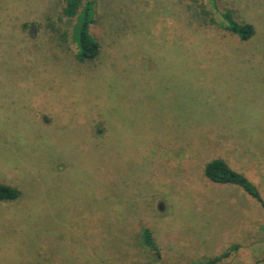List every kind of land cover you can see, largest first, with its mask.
Returning a JSON list of instances; mask_svg holds the SVG:
<instances>
[{
	"label": "rangeland",
	"instance_id": "obj_1",
	"mask_svg": "<svg viewBox=\"0 0 264 264\" xmlns=\"http://www.w3.org/2000/svg\"><path fill=\"white\" fill-rule=\"evenodd\" d=\"M91 1L101 57L83 65L66 0H0V180L26 197L0 205V264L29 249L110 264L104 193L135 232L111 264L158 261L140 227L165 264H264V206L204 174L223 156L264 196V0L223 1L254 24L246 44L188 15L212 0ZM41 192L54 229L39 225Z\"/></svg>",
	"mask_w": 264,
	"mask_h": 264
},
{
	"label": "trees",
	"instance_id": "obj_2",
	"mask_svg": "<svg viewBox=\"0 0 264 264\" xmlns=\"http://www.w3.org/2000/svg\"><path fill=\"white\" fill-rule=\"evenodd\" d=\"M178 1L180 2V0ZM223 1L224 0H212L214 7L213 10H206L205 8H201L199 11H195L198 9H193L191 5H187L186 9L189 12L188 15H190L191 12L192 19L196 18V21L200 20L205 27L208 25L209 26L207 28L211 29H213L214 26L218 27L220 30H224L229 35L234 36L243 44H246L253 38L256 33V28L254 24L249 22V20L242 16L241 12L238 10V6L235 7V5L233 4V7L229 8L230 5H224ZM81 4L82 0H66L62 12L64 17H67L69 19H79L77 24V30L75 31V33H73L74 37L72 36V39H74L73 41L76 43L77 47L75 60L83 65H88L90 63L96 62L101 57L100 44L98 43L97 38L92 34L91 29V25L94 24L95 26L98 23V20L95 21L93 19V15L95 12V3L93 1L89 0L84 5V9L81 14H79L78 10L81 7ZM211 11L213 13L212 16H210ZM217 20L219 23L217 22ZM52 30L54 32H58V30H56L55 28H52ZM14 102L16 101L14 100ZM34 109L35 107H32V111ZM35 113L37 115L36 118H38L40 112L37 111ZM36 118L35 121H37ZM15 136L16 135L12 133L7 134V137L11 139ZM6 141H8V143H11L8 138H6ZM215 157L216 158H212L205 164V176L211 182L216 184L232 185L242 188L249 197L264 206V196L259 190V188L250 180V178L234 170V168H232L224 159H222L224 158L223 156L221 158H217V156ZM111 168L112 167H109V169ZM23 192L24 190L21 189L18 185L10 184V182L7 180H0V205H19L21 201L26 200V197L23 195ZM38 196L39 202L37 204V219L39 221V225H43L44 223L45 226L48 228L49 226L52 229L56 228V226L58 225V217H56L55 214L53 215L52 212L49 213L50 215H47V211L44 209V207L48 205V200L46 199V196L42 194V192L41 195L38 194ZM112 199H114L113 193H104L103 201L109 206V209L104 214V218H106V221L108 222V227L104 225L101 226L103 228H106L107 232L114 235L113 240L111 239V243L109 244L108 248L106 249V252L104 253V257L102 256L104 262H110V264L112 263V260L116 259V257L118 259H126L127 257H129L131 249L127 242L130 239L131 235L135 233L127 231L128 227L125 223L121 221L117 212L112 207L113 203L110 202ZM137 210L138 207L136 208V210H133V212L129 210L127 214L131 213L133 219H135V216L137 219V217H141L140 213H138ZM36 220L34 226L37 223ZM111 228H113V230ZM138 232L139 237H141L143 241L141 244L142 251L147 252L148 257H150L148 254L149 252L154 254V256H157L158 261H154L155 264H165L162 261V255L159 249L155 245L152 231L148 228L140 227L138 228ZM123 235H128V238L126 239L125 237H123ZM21 252H23V250H21ZM22 257L24 259V262L22 264H52L54 259L50 258L49 256H43L42 253L35 254L33 252V249H29L28 254H22ZM219 260L220 259L217 258L216 260L211 261L210 263L213 264ZM68 264L73 263L68 262ZM147 264H152V262L148 261ZM192 264L203 263L200 262Z\"/></svg>",
	"mask_w": 264,
	"mask_h": 264
},
{
	"label": "crops",
	"instance_id": "obj_3",
	"mask_svg": "<svg viewBox=\"0 0 264 264\" xmlns=\"http://www.w3.org/2000/svg\"><path fill=\"white\" fill-rule=\"evenodd\" d=\"M230 186V188H232V185H229ZM234 190H236V189H234ZM239 210V209H238Z\"/></svg>",
	"mask_w": 264,
	"mask_h": 264
}]
</instances>
